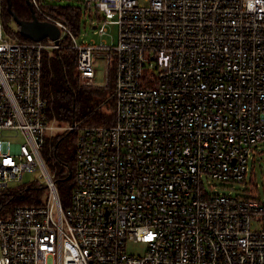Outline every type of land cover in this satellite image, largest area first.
I'll list each match as a JSON object with an SVG mask.
<instances>
[{"label":"built area","instance_id":"built-area-1","mask_svg":"<svg viewBox=\"0 0 264 264\" xmlns=\"http://www.w3.org/2000/svg\"><path fill=\"white\" fill-rule=\"evenodd\" d=\"M32 2L61 36L23 39L0 14V264H264V199L217 189L246 181L264 140V0H85L96 34L118 29L101 42ZM66 38L83 84L112 82L115 97L112 123L66 127L69 205L42 153L56 127L44 57ZM36 169L46 202L4 216V189Z\"/></svg>","mask_w":264,"mask_h":264},{"label":"trees","instance_id":"trees-1","mask_svg":"<svg viewBox=\"0 0 264 264\" xmlns=\"http://www.w3.org/2000/svg\"><path fill=\"white\" fill-rule=\"evenodd\" d=\"M39 2L45 11L65 22L77 35L81 33L84 12L80 6L59 5L49 0ZM0 4L2 16L10 28L9 22H13L14 19L8 0H0ZM12 8L21 19H32V8L28 0H12ZM16 33L23 39H30L20 32L19 26ZM70 42L71 40L66 38L61 48L45 53L43 94L48 103L49 118L61 126H69L73 122L90 125L112 123L113 119L103 113L102 105L109 98L112 86L114 94V85L111 82L104 87L84 86L78 70V49L73 48ZM76 139L75 131H66L55 136L48 135L45 143L44 156L47 163H55L62 167L61 176L56 180L64 205L70 204L75 188L77 161L73 150L68 148L63 152L62 148L70 141L72 143L75 141L76 145ZM47 197L48 188L39 181L6 187L1 194V213L10 217L18 206L42 205Z\"/></svg>","mask_w":264,"mask_h":264},{"label":"rangeland","instance_id":"rangeland-1","mask_svg":"<svg viewBox=\"0 0 264 264\" xmlns=\"http://www.w3.org/2000/svg\"><path fill=\"white\" fill-rule=\"evenodd\" d=\"M44 1H48V0H44ZM49 1L52 3L59 4V5L80 6L82 8L84 14L82 16L81 33L79 34L80 40L88 41V40L96 39L98 42H101L104 37L105 38L108 37L110 39L112 36L113 37L117 36L118 29L116 26H110V32L103 37L95 33L96 23H94L91 18L96 17L98 15L101 17L102 14L95 12V11L90 12V13L87 12L85 0H49ZM43 10L45 9L43 8ZM47 13L50 14L49 12ZM0 14H2L1 4H0ZM50 15L53 16L52 14ZM9 25L11 26L10 28H14V29L18 28V24L14 21L9 22ZM94 58H95L94 62H95V68H96V81L98 84L103 85L107 80V74H106L107 58L106 56H103L101 53H98V52L95 53ZM84 86H87V85H84ZM87 87H90V86H87ZM102 109H103V113L111 117V119H113L114 121L115 97L113 94V86H112V92L110 93L109 98L106 99V102L102 105ZM54 125L56 126L55 129L48 131V135L50 136H55L57 134L68 131L66 130V127L68 125L61 126L55 121H54ZM45 147L46 145L44 146L42 150L43 156H44ZM68 148L70 150H73V153L76 156L75 141L73 143L71 141L65 143L63 145L62 151L66 152ZM258 150L261 152L257 155L256 162L254 159H251L249 163L250 169L247 174L246 181L243 183L242 182L241 183H225L223 181H218L217 182L218 191H221V192L233 195V196H237V195L249 196L252 194H256L264 199V140L259 144ZM44 159L46 161L47 166L51 170V172L55 175V178L60 177L62 167H60L58 164H55V163H51V164L47 163V159L45 156H44ZM34 181H39V183H42L44 185L46 184L45 183L46 180L42 176V172L39 169L25 172L22 181H11L8 187L26 185ZM144 249H145V246H143L142 244L138 245L132 242L129 243V251L132 253H140Z\"/></svg>","mask_w":264,"mask_h":264},{"label":"water","instance_id":"water-1","mask_svg":"<svg viewBox=\"0 0 264 264\" xmlns=\"http://www.w3.org/2000/svg\"><path fill=\"white\" fill-rule=\"evenodd\" d=\"M29 5L32 8V19H21L12 8V0H8V6L10 12L13 15L14 21L18 24L20 32L34 40H42L44 38H50L56 43H59L61 36V28L55 22L41 19L32 0H28Z\"/></svg>","mask_w":264,"mask_h":264},{"label":"snow or ice","instance_id":"snow-or-ice-1","mask_svg":"<svg viewBox=\"0 0 264 264\" xmlns=\"http://www.w3.org/2000/svg\"><path fill=\"white\" fill-rule=\"evenodd\" d=\"M149 239L151 238V237H148Z\"/></svg>","mask_w":264,"mask_h":264}]
</instances>
